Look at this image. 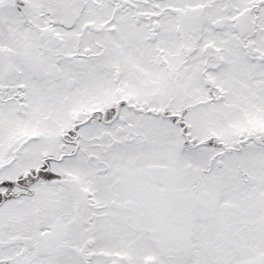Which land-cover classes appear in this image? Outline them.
Listing matches in <instances>:
<instances>
[{
    "label": "snow or ice",
    "instance_id": "obj_1",
    "mask_svg": "<svg viewBox=\"0 0 264 264\" xmlns=\"http://www.w3.org/2000/svg\"><path fill=\"white\" fill-rule=\"evenodd\" d=\"M0 264H264V0H0Z\"/></svg>",
    "mask_w": 264,
    "mask_h": 264
}]
</instances>
